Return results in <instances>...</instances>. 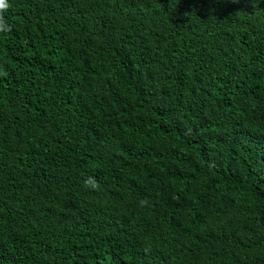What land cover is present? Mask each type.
Returning <instances> with one entry per match:
<instances>
[{
	"label": "trees",
	"instance_id": "obj_1",
	"mask_svg": "<svg viewBox=\"0 0 264 264\" xmlns=\"http://www.w3.org/2000/svg\"><path fill=\"white\" fill-rule=\"evenodd\" d=\"M8 3L0 264H264V0Z\"/></svg>",
	"mask_w": 264,
	"mask_h": 264
},
{
	"label": "clouds",
	"instance_id": "obj_2",
	"mask_svg": "<svg viewBox=\"0 0 264 264\" xmlns=\"http://www.w3.org/2000/svg\"><path fill=\"white\" fill-rule=\"evenodd\" d=\"M8 8H9L8 0H0V14L7 11ZM8 31H10V26L4 22L3 16L0 15V33H6ZM85 184L91 189H94V190L99 189V184L96 182V180L93 177H89L85 181ZM141 203H144V201H141Z\"/></svg>",
	"mask_w": 264,
	"mask_h": 264
}]
</instances>
